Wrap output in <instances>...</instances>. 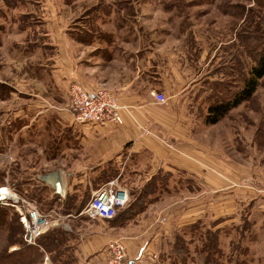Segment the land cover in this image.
<instances>
[{
    "label": "rangeland",
    "instance_id": "374dc122",
    "mask_svg": "<svg viewBox=\"0 0 264 264\" xmlns=\"http://www.w3.org/2000/svg\"><path fill=\"white\" fill-rule=\"evenodd\" d=\"M24 1H27V6L17 4L15 0H0V185L8 178L11 184H16V191L27 197L34 189L39 190L33 200L42 210L59 208V202L48 187L38 183L37 177L60 172L62 167L46 164L44 159L40 161L51 152L48 142L53 136L48 128L53 124V117L51 114H39L44 111L40 109L56 106L69 111L72 87L85 88V85L72 80L68 83L63 75L55 72L54 60L59 54L52 56L47 51L44 55L40 45L29 48L26 42L34 39L32 32L36 30L39 34L36 39L43 36L49 38V43H59L65 61L63 66L79 71L80 75L87 74L84 72L94 63L98 66V73L103 72V77L111 80L130 76L136 60H140L137 64L140 71L154 65L155 68L150 70L160 74L156 90L162 93L166 102L170 95L175 96L182 90H185L184 98L187 100L195 92L198 96L207 87L209 78L220 77L223 82H233L229 76L237 72L230 73L228 69L232 59V64L245 62L247 70L253 57H249L248 51L252 48L259 50L264 45V0H131L129 11L122 0ZM98 3L102 7L94 20L103 34L92 46L77 45L68 34L88 24L87 10ZM25 15L28 17L22 20L27 27L21 20ZM45 31L48 37L44 36ZM252 35L257 36V40H253ZM206 96L204 93L198 97V110H206L210 100L207 101ZM27 105L32 106V110H25ZM183 106L188 110L186 105ZM27 122H31L30 130L33 132L29 136L25 132L21 137L18 128ZM72 124L79 125L74 121ZM257 129L262 133L257 134ZM217 135H220L217 144L222 161L239 169L245 166L250 172L240 182V188H248V194L244 196L243 191L236 192L239 205L235 214L230 221L213 228L214 214L208 210L202 225L174 227L154 246L155 253L149 256L150 259L145 253L139 257V262L130 260V264H180L172 255L174 246L180 244L176 238L187 246L188 256L184 264H199L196 250L206 243L207 231L216 235L220 248V255L211 257L215 264H264V211L257 204L260 200L254 204L249 195L250 189L264 186L263 182L254 181L255 176H264V80L253 99L229 113L216 131L206 134V139L213 137L217 141ZM66 176L64 170V178ZM95 178L90 182L92 190H95ZM173 183L172 195L164 193L162 197L165 195L166 199L157 202V207L163 203L171 211H176L183 203L185 193L177 189L175 181ZM89 188L88 184L86 188L80 186L75 193L78 200ZM204 198L207 203L218 202L211 195ZM251 202L254 206L250 217L248 221L241 222V212ZM0 209L8 210L12 219L17 217L9 208ZM58 213L64 216L63 223L70 229L67 231H73L77 236V240L69 242L77 258L82 241L80 235L103 231L112 225L105 221H89L78 215L67 217L60 210ZM173 219L177 223V217L170 218L171 221ZM196 226L198 229L193 230ZM89 235L85 239L82 237L83 241H91ZM17 238L21 243L22 237ZM8 242L7 232L1 231L0 253H10L21 247ZM84 258L81 256L82 264ZM90 258L86 257V262Z\"/></svg>",
    "mask_w": 264,
    "mask_h": 264
},
{
    "label": "crops",
    "instance_id": "0c3cea01",
    "mask_svg": "<svg viewBox=\"0 0 264 264\" xmlns=\"http://www.w3.org/2000/svg\"><path fill=\"white\" fill-rule=\"evenodd\" d=\"M68 35L70 36V33ZM97 41L99 38L92 44H83L74 40L77 45H84L83 47L92 46ZM49 45L54 48L52 56L59 54L54 60L55 72L63 75L68 83L71 80L80 81L87 90L103 86L112 91L120 105L127 110L121 126L113 124L93 126L73 125V118L65 108L55 106L50 107L51 109L48 107L40 109L44 111L39 114H51L53 117L54 126L51 123L52 125L48 127L53 135L48 142L51 144V146L48 144L51 152L48 156L44 155L40 158V161L44 159L43 162L46 164H57L62 167V171L58 172L65 196L59 202L62 204L67 195H75L82 185L85 188L87 184L89 185L91 195L92 178L109 166H113L116 170L113 178H118V182L127 188L128 192L132 188H142L157 176H165L167 180L165 188L153 196L156 197L155 200L133 219L110 225L103 231H89L87 234L84 233V236L80 235L82 241L79 244L78 264H82L81 256L85 257L84 264H95L100 261L105 264L106 245L115 240L124 244L129 260L139 262V257H143L145 253L150 259L149 256L155 253L154 246L163 235H167L169 230L179 225L187 227L202 225L208 210H212L214 214L213 228L230 221L235 214V208L239 205L236 192L243 191L244 196L248 194V188H240V182L245 180L249 170L245 166L239 169L222 161L220 147L217 144L220 135H217V141H214L213 137L206 139V134L216 131V127L221 122L205 125L206 110H198L196 107L198 97L208 93L206 87L198 96L197 92L192 97L188 96V100L184 98L185 90H182L181 93H175V96L170 95L166 104L159 105L151 96L152 92L162 94L156 90L160 74L150 70L151 67L155 68L154 65L148 70L140 71L137 66L140 60H136V67H133L130 76L111 80L109 77H103V72L98 73L96 70L98 66L94 63L84 72L88 76L80 75L79 71L63 66L65 61L59 43L50 42ZM148 63L151 61L149 60ZM214 80L215 78H209L208 81ZM179 96L181 101L177 102ZM183 105H186L188 110H184ZM25 110H32V106L27 105ZM30 127L31 122L22 125L21 137L25 132L28 136L33 132ZM37 138L39 140L38 135ZM64 170L67 172L66 178H64ZM174 181L177 189L185 193L183 203L175 208L176 211H171L163 203L157 207L155 204L163 202L166 199L165 195H172ZM254 181L264 184V176L257 175ZM261 188L250 189L249 195L252 196L254 204L258 199L260 200L257 204L264 211V186ZM205 195L214 196L218 202L207 203ZM253 202L246 206L250 213L246 208L242 210L241 222L242 218L246 217L248 220L250 217ZM170 211L173 212L171 216ZM172 216L177 217V223L174 219L170 220ZM88 234L91 241L88 239L83 241L82 237L85 239ZM86 257L92 258L86 262Z\"/></svg>",
    "mask_w": 264,
    "mask_h": 264
},
{
    "label": "trees",
    "instance_id": "16d2710c",
    "mask_svg": "<svg viewBox=\"0 0 264 264\" xmlns=\"http://www.w3.org/2000/svg\"><path fill=\"white\" fill-rule=\"evenodd\" d=\"M15 1L17 4L27 6V1ZM130 2L131 0H122V4H124V7L128 11L132 8ZM101 5V3H98L87 10L88 16H86L88 24L86 26L79 27L70 32V36L74 40L83 44H92L103 34L102 30L97 24H95L94 20L97 15H100ZM26 17H28V15L21 16V20H24ZM23 20L22 25L25 23ZM25 25L26 26L24 27H27V23H25ZM38 35L39 34L36 30L35 32H32V37L34 39L27 40V46L30 48L32 46L38 47V45H40L44 51V55H47V51L53 55L54 48L49 45L48 38L45 39L41 36L36 39V36ZM251 37L253 40H257V36L252 35ZM245 49L246 42L244 43V51ZM248 54L249 57H252V55L253 57L250 58L252 64L248 65L247 70L245 62L237 61L235 64H232V61L234 62L233 59L230 62L228 66L230 73H233L234 71L237 72L235 75L229 76L230 78L228 77L229 80L232 79L233 82H223L220 77L215 78L214 81L206 82V88L209 93H207L206 97L207 101L210 100L207 102L206 114L204 117L205 125H215L219 123L234 109L249 102L256 95V92L261 85V81L264 80V45L259 50L256 48L250 49ZM226 75H228V72ZM21 127L22 126L18 129H21ZM258 133H262L261 130L257 129V134ZM115 175L116 170L113 166H109L100 171L95 178L94 188L97 189L105 181L107 182L109 179H114L113 177ZM166 183L167 180H165V176H157L152 178L140 189L132 188L129 192L130 202L128 206L124 209L118 210L114 218L105 222L117 225L122 221L133 219L136 215L140 214L148 204L155 200L156 197L154 198L153 196H156L161 192V190L165 188ZM11 185L16 188L14 182ZM35 193L38 194L40 191L34 189L31 194L28 195V198L34 199L33 196H35ZM89 198L90 190H87L79 200L78 195L76 194L67 195L62 204L59 203L58 207L63 215L77 216L86 205ZM17 221L19 223L18 216L15 217V219H12L9 217L8 210L0 209V232H7L9 245L18 244L21 246L13 252L6 253V251H4L3 253H0V264H43L45 257H48L51 264H78V258L73 254L75 249L71 244L69 245V242L77 240V236L73 234V231H67L61 227L54 228L41 236L38 239L36 246H26L22 240L21 243L18 242L17 237H22L23 229ZM244 221H248L246 217L242 218V222ZM192 229L197 230L198 226H196V228L193 227ZM215 237V234H210L209 231L206 232V243H202L201 247L196 250V254L200 259L199 264H215L211 257L213 255H220V248ZM176 241L180 244L174 246L172 255L176 257V261L180 264H184L185 258L188 256L187 246L184 241L179 238H176Z\"/></svg>",
    "mask_w": 264,
    "mask_h": 264
},
{
    "label": "built area",
    "instance_id": "2783aa9c",
    "mask_svg": "<svg viewBox=\"0 0 264 264\" xmlns=\"http://www.w3.org/2000/svg\"><path fill=\"white\" fill-rule=\"evenodd\" d=\"M151 96L157 104H166V99L162 94L152 92ZM69 112L77 124L121 126L124 121V113L127 110H124V107L120 105L117 96L103 86L87 90L76 85L71 90ZM37 180L40 185L48 187L52 191L51 194L57 198L58 202L64 198L65 191L58 171L38 176ZM129 202L130 195L127 188L118 182V178H114L92 191L78 217H84L89 221H108L115 217L118 210L127 207ZM0 208H9L17 214L23 229L22 240L26 246H36L38 239L51 229L60 227L64 230L69 229L63 223L64 216L58 213L60 208L40 209L35 200L24 194L20 195L12 187L8 178L4 179L0 185ZM67 217H71V215ZM104 256L105 264L132 263L127 259L124 244L118 240L106 245ZM155 257L153 256V258ZM43 264H51L48 257L44 258Z\"/></svg>",
    "mask_w": 264,
    "mask_h": 264
},
{
    "label": "bare ground",
    "instance_id": "6f19581e",
    "mask_svg": "<svg viewBox=\"0 0 264 264\" xmlns=\"http://www.w3.org/2000/svg\"><path fill=\"white\" fill-rule=\"evenodd\" d=\"M53 178V177H52ZM54 178H57V177H54Z\"/></svg>",
    "mask_w": 264,
    "mask_h": 264
}]
</instances>
